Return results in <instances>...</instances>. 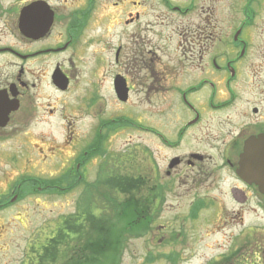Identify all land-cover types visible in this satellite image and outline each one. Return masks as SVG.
<instances>
[{
  "label": "flooded vegetation",
  "instance_id": "1",
  "mask_svg": "<svg viewBox=\"0 0 264 264\" xmlns=\"http://www.w3.org/2000/svg\"><path fill=\"white\" fill-rule=\"evenodd\" d=\"M210 1L0 0V144L31 145L29 140H36L41 144L36 150L34 145L22 149L45 161L58 155L49 147L57 133L70 155L57 166L66 179H85L95 161L100 180L103 174L132 175L114 164L108 171L106 146L117 133L132 132L133 60L143 70L136 80L145 95L159 98V109L148 100L151 117L170 107L176 112L172 97L168 102L171 94L189 113L185 119L176 112L179 118L169 129L154 126V120L136 127L158 146L182 152L165 161L162 170L169 184L161 191L174 182L192 190L209 188L216 173L225 170L241 185L228 189L236 203L264 197L238 175L246 145L252 144L254 158L253 144L264 138V27L251 28L264 12V0H242L236 28L218 32V3ZM169 17L180 18L171 30ZM174 39L194 67L191 85L183 84L182 61L169 63L158 54ZM206 116L210 122L201 130ZM93 146L96 155L87 157ZM126 153L121 157L126 161L118 165L130 166L131 151ZM147 154L155 172L150 147ZM7 186H0V212L23 192H34Z\"/></svg>",
  "mask_w": 264,
  "mask_h": 264
},
{
  "label": "rangeland",
  "instance_id": "2",
  "mask_svg": "<svg viewBox=\"0 0 264 264\" xmlns=\"http://www.w3.org/2000/svg\"><path fill=\"white\" fill-rule=\"evenodd\" d=\"M241 1L217 0L218 10L214 17L217 32L225 31L229 27L236 28L242 18L237 10ZM211 3L213 4L212 0ZM220 5L223 9H220ZM169 18L173 20V23H169L171 30V26L173 27L180 18ZM255 25L256 27L251 28L264 27V12H261L256 19ZM170 35L175 36L171 33ZM176 40L174 39L172 45L168 44L158 54L169 63L177 59L184 63L183 84L188 86L195 78L194 67L185 56L183 57L177 48ZM145 48L150 50L147 46ZM134 56L137 55L132 42V58ZM204 66L206 63L202 64V67ZM142 72L143 70L138 69L135 61L132 60V121L144 127L154 120L157 122L154 126L164 124L169 129L174 126V121L179 116L187 119L188 111L180 101L177 103L173 94L167 95L168 102L170 103L169 97H172L179 116L170 107L168 111L163 109V113L153 111L151 117L148 100L158 108L159 103L156 100L159 98L154 94L145 95V91L141 89L136 78ZM193 98L189 97L188 100L194 103ZM109 110L107 108L108 112ZM209 122L206 116L201 124V130H204ZM45 129L46 127L39 128V130ZM55 130L57 131L58 128ZM196 132L202 135L200 131ZM29 141L32 142L31 145H18L8 141L0 144V186L8 185L7 187L10 188L26 176L53 181L61 176L57 166L60 165L62 158L70 156L65 150L63 137L55 133V143L49 144V147L57 149L58 155L50 156L45 161L41 159L42 155L22 149L25 147L31 149L34 145L33 149L36 150L35 146H41L36 140ZM149 147L155 172L151 169L148 159ZM127 150L131 151L132 156L130 166L118 165L117 163L126 161L121 160V157L127 154ZM106 151L108 171L113 170V164L128 171L132 170V199L139 203L140 207L146 203L149 206L147 211L154 220L145 236L128 241L120 264H264V197L261 196L262 198L258 200L253 198L246 205L236 203L228 189L233 185L238 187L241 185L225 170L216 173L209 188H206V184L202 189L192 190L174 182L172 187L162 192L164 185L169 184L165 183L167 178L162 170L165 161L173 154L182 152L168 151L158 146L149 135L139 129L132 128V132L117 133L106 146ZM214 162L219 164L220 161L216 158ZM98 164V161L92 162L83 183L69 193L57 195L24 192L18 202L0 212V264H22L29 255L30 247H39L45 239L55 234V229L63 219L75 215L80 205L79 200L88 186L94 185L96 189L102 191L104 186L102 183L99 185L100 182L98 183L95 175ZM28 168L31 170H27ZM106 170L104 171L107 172ZM153 181L158 185L161 184L160 187H151L154 185L151 183ZM25 187L27 190L31 189L29 184H25ZM58 247L59 250L62 249L60 243ZM148 255L153 258L151 263L146 262ZM165 256H172L175 262Z\"/></svg>",
  "mask_w": 264,
  "mask_h": 264
},
{
  "label": "trees",
  "instance_id": "3",
  "mask_svg": "<svg viewBox=\"0 0 264 264\" xmlns=\"http://www.w3.org/2000/svg\"><path fill=\"white\" fill-rule=\"evenodd\" d=\"M136 125L132 121V128ZM94 147L87 157L96 155ZM65 176L54 181L23 177L17 184H29L33 189L38 187L42 192L62 195L83 183V178L74 176L68 180ZM97 179L104 186L102 191L94 185L86 187L75 215L63 219L55 234L39 247H30L22 264H120L128 241L149 232L154 220L146 203L140 207L132 199V175L103 174L101 180ZM165 257L174 262L172 256ZM152 261L148 255L146 262Z\"/></svg>",
  "mask_w": 264,
  "mask_h": 264
},
{
  "label": "water",
  "instance_id": "4",
  "mask_svg": "<svg viewBox=\"0 0 264 264\" xmlns=\"http://www.w3.org/2000/svg\"><path fill=\"white\" fill-rule=\"evenodd\" d=\"M250 145L252 144L249 142L245 147V154L240 162L238 175L246 183L255 184L260 192L264 193V138L253 144L257 147L254 151V158H250ZM14 200L15 198L12 199V201Z\"/></svg>",
  "mask_w": 264,
  "mask_h": 264
}]
</instances>
